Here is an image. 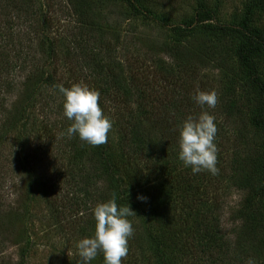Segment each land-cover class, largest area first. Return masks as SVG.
Segmentation results:
<instances>
[{"label": "trees", "instance_id": "obj_1", "mask_svg": "<svg viewBox=\"0 0 264 264\" xmlns=\"http://www.w3.org/2000/svg\"><path fill=\"white\" fill-rule=\"evenodd\" d=\"M123 1L132 9H138L135 0ZM262 1L261 5L264 6V0ZM29 2L30 0L3 1L0 20L8 28H13L11 14L14 13L18 19L27 17L25 21L30 23L28 18L34 14L29 10L32 9ZM87 2L88 0H68L79 23H76L73 34L75 47L68 48L69 52L65 56L66 60L74 61L72 83L68 80L59 83L46 66H37L23 76L19 97L8 111L10 128L26 124L29 120L28 107L36 102L42 86L58 92L57 85L69 88L81 83L99 91V106H103L107 100L121 102L126 106L127 117L119 120L118 124L119 144L122 147L119 156L113 153L108 139L107 143L99 146L82 144L78 137L69 138L66 134L71 121L63 118L61 121L65 120L61 124H54L47 118L49 121L42 131L45 139L60 142L68 153L69 169L63 174L58 168H53L54 172H49L53 180L44 184V193L54 197L51 199L52 204L57 216L62 217V225L71 219L74 230L81 235L86 233L91 236L95 224L92 209L115 193L118 206L128 204L135 213L128 217L134 219L131 218L134 234L128 241V254L126 259L121 260V264H148L150 261L151 264H246L249 257L254 258L256 264H264V165L263 172L258 176L260 180L247 182V177L241 175L237 161L230 164L229 178L232 185L238 189H247L242 204L235 213V219L240 221V225L233 230L234 240L230 242L220 235L219 227L214 224L215 217L210 220V215L216 216L220 210L217 185L222 184L221 178L207 171L192 174L191 169L185 168L177 158L178 124L189 115H198L202 111L201 107L193 106L194 100L183 86L182 80L173 81L182 91L178 89L171 93L174 95L164 102L155 89L145 93L135 83L136 76L133 75L127 81L122 77L119 65H108L106 61L109 54L104 55L102 63L97 62V54L109 43H104L102 38V41L92 39L95 22L86 21L83 16L91 8ZM40 23L37 24L39 32L45 28V24ZM170 29L176 36H183L187 32L195 34L184 46L185 50H189L188 58L181 48L166 50V55L172 59L176 70L194 67L199 72L213 67L223 71L229 67L224 54L219 50L211 53L208 49H203L206 43L203 36L236 35L245 40V45L237 49L238 66L247 69L250 76L241 90L250 92L245 97V107L251 114L249 124L264 143V84L258 79L253 62L254 55L264 52V34L246 21L240 27L221 23L205 7L197 9L191 20L183 26H173ZM44 36L43 34L42 38ZM51 47L50 42L49 52L53 54ZM76 70L81 75H73ZM234 98L233 92L223 90L217 95L216 107H204L203 110L212 115L214 121L221 116L224 123L233 119L239 126L237 133L242 134L246 125L242 115L243 107L237 105ZM58 104L55 116L62 109V102ZM218 136L219 133L216 132L214 143L217 149L224 146L219 142ZM223 155V151L217 153V168L224 164ZM26 172L28 179H31V171ZM24 187L25 194L30 195L31 184ZM22 208L20 202L16 206H9V217L19 221ZM17 235L21 237L22 234ZM21 241L22 237L17 244ZM98 255L99 261H96V257L93 263L103 264L102 255Z\"/></svg>", "mask_w": 264, "mask_h": 264}, {"label": "rangeland", "instance_id": "obj_2", "mask_svg": "<svg viewBox=\"0 0 264 264\" xmlns=\"http://www.w3.org/2000/svg\"><path fill=\"white\" fill-rule=\"evenodd\" d=\"M3 1L5 0H0L1 19ZM135 2L137 10L132 9L123 0H88L91 8L83 16L86 21L95 22L96 28L91 37L98 41L102 38L104 43H109L97 54V62L102 63L104 55L109 54L106 61L108 65H119L122 77L127 81L132 79L133 75L136 76L135 83H138L145 93L155 89L164 102L174 95L171 93L181 90L174 83L177 79L182 80L183 86L192 97L197 88L202 91L214 90L217 95L223 90H230L235 95V103L243 107L242 115L246 125L242 134L237 133L239 126L233 119L224 123L221 116L214 121L219 133V142L224 144L217 149V153L223 151L225 159L215 176L222 180V184L217 185L220 210L216 216L211 214L210 220L215 217L214 224L219 227L220 235L233 242V230L240 225V221L235 219V213L240 208L247 189H238L232 185L229 178L230 164L237 161L241 175L247 177V182L260 180L258 176L263 172L264 165V143L251 128V114L245 107V97L247 98L250 92L241 90V86L248 82L250 76L247 69L238 66L237 49L245 45V40L236 35L203 36L206 40L203 49L206 48L211 53L219 50L224 54L229 67L223 71L213 67L199 72L195 71L194 67L176 70L172 59L166 55V50H185L184 46L195 34L187 32L183 36H176L170 28L186 24L200 7L210 9L221 23L240 27L246 21L252 28L264 34V6L261 5L263 1ZM68 4V0H30L29 6L32 9L29 10L34 14L28 18L30 23L25 21L27 17L18 19L14 13L11 14L13 28H8L0 20V264H78L75 244L80 238L88 236L74 230L71 227L74 223L71 219L62 225V217L57 216L52 204L51 199L54 197L44 193V184L53 180L49 175V172H54L53 168H58L63 174L69 169L66 147L60 142L46 140L42 132L48 119L54 124H61L65 120L61 121L65 118L62 109H58L60 113L54 115L58 103L62 102L60 94L50 87L42 86L36 102L28 107V122L17 124L15 128L8 126V111L19 97L20 85L27 71L37 66H46L57 82L65 83L68 80L72 83L71 71L74 70V61L66 60L65 56L69 52L68 48L75 47L73 34L78 18ZM39 23L45 24V28L40 32V28L37 29ZM43 34L45 38H42ZM50 42L53 54L49 52ZM183 52L188 58L189 50ZM253 62L258 79L264 84V52L254 55ZM75 72L73 75H81L78 70ZM262 101L264 102V97ZM193 106L198 105L194 102ZM100 107L103 115L112 121L108 140L113 153L119 156L122 147L119 144L118 124L119 120L127 117L126 106L121 102L107 100ZM133 108L135 109V106ZM26 170L31 171V179H28ZM28 184H31V194L27 196L24 186ZM19 202L23 208L18 221L9 217L8 207L16 206ZM131 218L129 220L133 222L134 219ZM18 233L22 234L19 244L17 241L21 237ZM96 261H99V255ZM93 262L94 260L91 264H94ZM148 264H151V261Z\"/></svg>", "mask_w": 264, "mask_h": 264}, {"label": "clouds", "instance_id": "obj_3", "mask_svg": "<svg viewBox=\"0 0 264 264\" xmlns=\"http://www.w3.org/2000/svg\"><path fill=\"white\" fill-rule=\"evenodd\" d=\"M56 88L62 97V114L71 121L66 129L67 136H76L91 146L107 143L112 121L103 115L98 105L99 91L83 84H73L69 88L57 85ZM192 99L202 111L187 116L178 124L177 158L185 168L191 169L192 174L207 171L216 175L219 172L214 143L217 128L214 117L203 109L216 106L217 93L197 88ZM132 215L135 213L128 204L118 206L115 193L107 201L97 203L92 209L95 221L92 235L80 238L75 244L78 264H91L98 253L103 257V264H121L128 254V241L134 234L128 219ZM246 264H256V260L249 257Z\"/></svg>", "mask_w": 264, "mask_h": 264}]
</instances>
